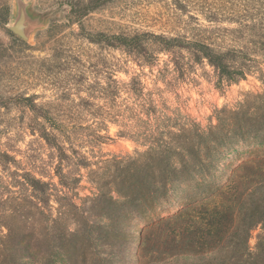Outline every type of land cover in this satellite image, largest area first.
<instances>
[{
    "label": "trees",
    "instance_id": "16d2710c",
    "mask_svg": "<svg viewBox=\"0 0 264 264\" xmlns=\"http://www.w3.org/2000/svg\"><path fill=\"white\" fill-rule=\"evenodd\" d=\"M99 1L70 4L68 21L82 28ZM207 1L200 3L210 27L188 16L194 24L167 19L166 34L125 27L85 40L119 50L126 74L128 62L151 65L166 53L175 71L206 63L220 88L255 74L263 92L221 109L217 124L206 127L189 116L178 124L137 74L119 81L108 65L103 84L82 101L93 111L87 117L56 115L49 103H35L37 95H20L31 113L27 129L48 154L27 166L11 149L0 150V264H264V0ZM8 22L3 5L0 25L14 38ZM61 29L53 22L48 33L58 37ZM59 52L35 73L61 76L69 90L90 80L91 72ZM107 123L146 149L103 160L92 171L100 172L92 181L98 194L80 198L78 172L101 162L92 160L95 145L110 139Z\"/></svg>",
    "mask_w": 264,
    "mask_h": 264
},
{
    "label": "rangeland",
    "instance_id": "374dc122",
    "mask_svg": "<svg viewBox=\"0 0 264 264\" xmlns=\"http://www.w3.org/2000/svg\"><path fill=\"white\" fill-rule=\"evenodd\" d=\"M24 1L29 4V12L40 19V27L26 43L28 47L20 48L18 45L21 40L8 30V25L15 15V0H0V8L3 5L9 8L6 29L14 36L13 38L7 35L0 25V150L11 149V153L16 155L23 165H34L39 157L45 159L48 150L41 140L30 135L27 125L31 113L24 108L20 95H37L35 103H49V110L56 115L75 117L80 114L87 117L93 111L82 106V101L90 100V87L105 81V65L114 69V78L119 81L127 82L132 74H137L145 92L153 93L159 107L165 109L166 115L174 118L178 124L183 121V116H189L202 127L216 125L221 109H231L247 97L263 92L262 84L255 74L220 88L215 73L206 63L179 72L169 63L166 53H159L157 61L151 65L138 60L128 62L126 67L129 72L126 74L121 70L124 55L119 50L91 45L85 40L89 32L117 33L125 27L166 34L167 19L181 26L183 21L194 24L196 18L201 25L210 27L202 14L203 7L200 2L203 0H100V9L83 20V29L68 21L70 4H75L77 0ZM207 2L211 3L213 0ZM53 22L62 24L60 42L57 41L60 36L52 37L48 33ZM58 49H62L59 53L61 57H67V62L91 72L90 80L86 79L69 90L61 76L50 78L43 73L37 75L35 72L39 68H45L52 62V55ZM23 56L28 57L26 60L30 64L33 62L36 65L27 64L24 59H20ZM35 84L37 86L32 89ZM95 103L100 104L101 101L96 99ZM77 104L79 107H76ZM81 122L84 123L83 120ZM107 126L110 139L104 140L99 146L95 145L94 148L92 162H101L78 172L81 176L77 190L80 198H91L98 194L92 181L98 180L100 172L92 171L103 167V160L134 156L135 152L142 153L146 149L141 140L119 137V127L115 124L107 123ZM102 134H105V131H102ZM76 203L80 204L81 200ZM179 209L180 204H177V210ZM260 231V227L251 231L249 246L253 250Z\"/></svg>",
    "mask_w": 264,
    "mask_h": 264
},
{
    "label": "water",
    "instance_id": "95a60500",
    "mask_svg": "<svg viewBox=\"0 0 264 264\" xmlns=\"http://www.w3.org/2000/svg\"><path fill=\"white\" fill-rule=\"evenodd\" d=\"M15 15L8 25V30L21 41L27 43L33 32L40 27V19L28 10L29 4L24 0H15Z\"/></svg>",
    "mask_w": 264,
    "mask_h": 264
}]
</instances>
